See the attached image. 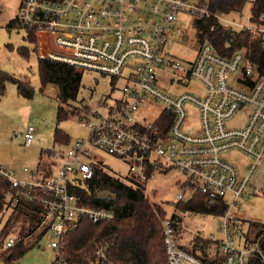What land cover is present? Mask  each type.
I'll return each mask as SVG.
<instances>
[{"label":"built area","instance_id":"2783aa9c","mask_svg":"<svg viewBox=\"0 0 264 264\" xmlns=\"http://www.w3.org/2000/svg\"><path fill=\"white\" fill-rule=\"evenodd\" d=\"M251 8L250 3V13ZM180 14L193 16L194 23L214 16L218 25L238 24L223 13H212L210 0H21L19 4L17 21L32 30L39 69L58 70L67 83L81 86L85 73L108 79L99 97H94L97 83L92 84L89 100L68 106L67 114L79 116L85 136L47 149L35 169L23 168L25 178L0 164V179L9 183L3 194L5 207L13 210L26 202L41 206L39 228L49 234L48 246L59 264H72L63 252L64 237L80 218L97 223L115 217L112 209L83 201L82 191L88 190L94 166H100L90 158L92 149L125 161L128 173L119 179L145 192L158 175H180L176 183L182 192L176 195L175 208L196 194L209 207L225 203L224 214L212 215L220 236L204 237L210 256L218 254L220 264H250L264 258L260 237L249 238L250 223L264 229V213L255 215L243 206L254 193L253 175L264 157V72L245 48L226 56L199 37L192 58L172 54L171 37L187 40ZM260 20L238 25L239 30L250 31L264 50V15ZM191 108L197 111V125L190 123ZM238 115L244 118L242 124L230 126ZM34 138L35 127L27 126L25 146ZM230 152L250 159L245 172L231 160ZM107 192L97 197H111ZM161 228L162 254L168 264H207L199 251L176 242L171 215L161 219ZM16 240L7 238L5 248ZM97 253L105 258V248Z\"/></svg>","mask_w":264,"mask_h":264},{"label":"trees","instance_id":"16d2710c","mask_svg":"<svg viewBox=\"0 0 264 264\" xmlns=\"http://www.w3.org/2000/svg\"><path fill=\"white\" fill-rule=\"evenodd\" d=\"M247 0H210L212 13L227 14L231 11H241ZM250 21L257 24L262 23L261 15H264V0H252ZM17 20L11 21L12 26ZM19 24V23H18ZM20 25V24H19ZM197 35L200 42L208 40L212 43L218 53L229 56L234 51L245 48L253 61L260 64L264 72V50L261 49L257 38L248 30H233L230 27L218 25L214 16L195 21ZM216 26L211 30V26ZM27 39L34 37L32 30L26 28ZM18 52L25 55L26 47L20 46ZM41 83L45 86L48 83L55 84L60 88L58 99L67 103L74 98L72 93L63 92L64 85H69L64 74L58 70L39 71ZM16 85L17 92L30 98L33 95V88L26 82L21 81L13 75L3 71L0 67V96L6 89V83ZM66 88V87H65ZM67 112L62 106L58 107V121L67 117ZM71 139L60 129L54 131V142L67 143ZM9 189V183L0 179V210L5 206L3 194ZM108 191L111 197L104 199L97 195ZM83 201L91 206H101L112 209L115 217L109 221L92 222L89 218L82 217L64 237L63 252L66 260L72 264H168L162 254V228L161 219L167 215L166 210L157 202H152L146 192L140 187L131 184L107 173L100 166H94L92 176L88 181V190L82 191ZM182 211L201 213L208 215H221L226 211V204L218 202L209 207L206 205L203 196L196 194L188 201H180L177 207ZM14 217L8 218L2 232H7L13 226L11 220L22 219V227L17 235L16 244L12 247H0V261L7 264H16L15 260L21 257L33 244L25 242V239L36 234V241L42 237L45 229L39 228L41 219V206L37 203H23L12 212ZM177 236V229L180 226L179 215L171 214ZM249 238H259V244L264 253V229L262 226L250 223ZM1 244V242H0ZM190 251L197 253L207 264H220L218 254L213 253L212 257L208 251L209 242L203 236H196L188 245H183ZM105 248V258L98 256V250ZM56 264V260L53 262ZM251 264H264V258H256Z\"/></svg>","mask_w":264,"mask_h":264},{"label":"rangeland","instance_id":"374dc122","mask_svg":"<svg viewBox=\"0 0 264 264\" xmlns=\"http://www.w3.org/2000/svg\"><path fill=\"white\" fill-rule=\"evenodd\" d=\"M250 1L252 0H247L241 11H231L224 14V18L229 21L233 20L240 25L257 24L250 21ZM20 2L21 0H0V67L3 71L29 84L33 88V95L30 98L25 97L17 92L15 84L6 83L5 92L0 96V164L15 170L19 178H25L27 174L24 173L23 168L35 169L37 162H41L46 157L47 149L58 144L54 142L55 129L62 130L70 139L85 136L87 130L80 124L79 116L76 113L69 112L66 118L58 121V107L62 106L67 112L69 105L77 106V100L62 103L57 97V92H60L57 85L48 83L44 86L41 83L33 39H27L26 28L18 23L15 22L12 26L8 25L11 21L17 20ZM179 23L187 40L184 41L182 37L172 40L171 37L168 50L180 59H189L194 56L199 46L194 17L180 14ZM238 24H228L227 22L224 25L233 30H239L240 25ZM20 46L26 47L25 55L17 51ZM96 80L98 82H95ZM107 81V78L97 74L85 73L83 85L78 87L80 89L78 100H89L90 86L96 83L97 94H94V97H99L105 91ZM161 86L168 88L162 84ZM71 89L72 87L62 88V91L67 92ZM189 120L192 125L198 123L197 111L194 108L190 109ZM243 121V116L238 115L230 122V126L241 125ZM30 125L35 127V138L30 146H25L23 131ZM229 157L245 172V165L250 161L247 156L238 152H230ZM90 158L103 167L105 172L117 178H126L128 165L125 161L99 149H92ZM260 164L261 161L255 169L253 178L258 176ZM181 178L174 172L158 175L149 181L146 192L148 198L163 206L168 215L172 213L179 215L181 221L177 229L176 242L188 245L198 235L206 237L212 233L215 236H220V232L216 230L218 223L216 216L184 212L174 207L176 195L182 192V188L176 183L177 179ZM251 200L256 205L262 203L260 198H251ZM243 206L245 207L244 204ZM11 212L12 210L5 206L0 210V247L5 244L7 238L17 237L23 224L22 219L13 218L11 220L13 226L9 227L11 229L2 232L8 218L15 216ZM36 239V234L25 239L26 243H32L33 246L15 260L16 264H53L56 255L54 250L48 246L49 234H43L37 241ZM56 264L59 263L56 262Z\"/></svg>","mask_w":264,"mask_h":264},{"label":"crops","instance_id":"0c3cea01","mask_svg":"<svg viewBox=\"0 0 264 264\" xmlns=\"http://www.w3.org/2000/svg\"><path fill=\"white\" fill-rule=\"evenodd\" d=\"M58 87V86H57ZM68 88V87H72V89L69 91V93H72L75 95V97L73 98V100H71L72 98L69 99V101H74V100H78V95L80 93V89L78 87H82L79 83L77 82H73L69 85H64V88ZM59 88V87H58ZM59 91L57 92V95H58ZM40 162H37L36 166L39 165ZM34 167V168H35ZM25 174H27L28 176V173L24 172ZM254 177V176H253ZM252 189L254 190V193L252 192L250 195H249V200H247V202L244 203L245 207L248 209V210H254L256 211L255 212V215L257 212L259 213H264V212H261V211H264V158L261 160V164H260V172L258 174L257 177L253 178V182H252ZM254 196V197H253ZM251 198H260L262 203H259L258 205H256L252 200ZM247 209H244V210H247ZM239 215H241L242 213H238ZM246 214H242L241 216H245ZM257 225H260V226H263L261 224H257ZM252 261V260H251ZM251 264V262H250Z\"/></svg>","mask_w":264,"mask_h":264},{"label":"water","instance_id":"95a60500","mask_svg":"<svg viewBox=\"0 0 264 264\" xmlns=\"http://www.w3.org/2000/svg\"><path fill=\"white\" fill-rule=\"evenodd\" d=\"M175 206H177V204H175ZM0 264H7L4 261H0Z\"/></svg>","mask_w":264,"mask_h":264}]
</instances>
